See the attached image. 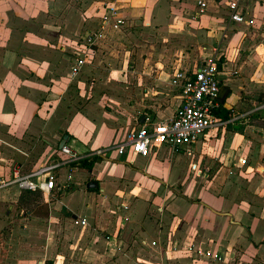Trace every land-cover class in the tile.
Wrapping results in <instances>:
<instances>
[{"label": "crops", "instance_id": "1", "mask_svg": "<svg viewBox=\"0 0 264 264\" xmlns=\"http://www.w3.org/2000/svg\"><path fill=\"white\" fill-rule=\"evenodd\" d=\"M230 1L233 0H208L207 10L197 20L193 19L196 0H189L188 6L182 8L183 11H188V8L192 11L189 14L182 13L181 17L184 18L176 16L167 20L157 11L173 2L176 6H181L179 0L115 1L131 7L130 14L141 12L139 17L141 16L145 25L164 24L170 35L182 31L177 26L183 28L185 24L191 26L198 23L203 26L204 30L201 32L205 33L203 43L200 44L198 39L201 34L198 36L197 33L194 34L195 31L192 32L193 40H197L196 51H183L175 58L166 54H170L179 42L165 43L162 39H155L157 41L153 46L152 56L160 58L164 65L158 63L160 75L148 80L146 93L143 95L148 103L155 95L154 104L150 103L146 112L137 115L136 125L128 127L127 131L150 127L173 116L179 103L177 92L173 90L169 99H165L161 93L169 88L173 72L178 69L192 70L202 59L213 55V49L218 50L219 101L221 106L231 111L230 115L233 114L227 124L219 129L222 134L218 139H215V131L209 132L188 149L186 154L194 152L191 153L189 173L199 169L196 161L201 163L204 157H208L207 161L213 164L216 158L221 164L220 171L223 173L220 176L223 175V179L214 177L209 183L214 188H211V193L195 190L196 185H192L190 177L186 176L188 170L182 167L178 171L159 163L171 150L163 146L152 150L148 157L129 154L122 161V157L112 154L109 159L100 158L91 171L78 165L70 188L67 191L54 190L52 203L40 193L20 191L16 187L0 190V231L11 226L13 232L17 230L19 234H45V227L42 226L44 221H49L48 232L53 235L48 238L44 255H34L39 257L34 264L39 261L43 264L46 261H51L52 264H95L98 261L109 262L107 264H120L118 262L121 261L125 263L127 259L122 253L125 247H129L128 240L132 242L129 259L134 264H199L193 260L197 259L194 250L202 251L199 248L202 241H194L185 248L182 247L176 236L181 220L191 224L194 233L203 231L204 234H210L216 243L212 242L203 251L211 252L212 247H215V253L222 255L224 252V259L230 261L225 262L226 264H264V194H251L255 181L245 179L250 174L255 175L264 185L258 174L264 171V128L251 125L254 121L247 117L251 111L261 107L264 100V0H237L238 12L246 19L253 20V30L252 27L229 20L227 6ZM64 3L67 1L0 0L2 179H8L15 166L27 174L43 164L62 158L59 143L64 135H67L65 145L83 154L121 143L127 133H113L102 122L93 125V117L98 119L106 116L103 111H96L94 107L87 106L84 111H76L71 115L67 113L66 119L62 120L57 114L47 115L46 104L39 105L42 98L49 100L54 96L45 91L63 87L64 80L69 79L68 72L72 63L69 56L54 50V45L66 38L55 27L56 24L61 22L66 27L71 18L70 13L61 12ZM123 12L125 13L124 10ZM99 13L101 15L102 8L98 12L95 9L93 15L97 16ZM222 14L226 16V23L222 20ZM50 27L53 28L52 31H47ZM214 27L223 36L215 34ZM223 48L226 49L225 53ZM162 50L164 54L159 56ZM173 60L174 63L171 64ZM167 62L168 65H165ZM170 64L173 67L169 70ZM85 68L86 66L82 69L83 73L86 72ZM81 86H84L83 82L79 84L80 89ZM66 100L68 106L70 100ZM76 115L82 117L81 121L84 122L81 137L70 129ZM118 122V129L123 130V124L120 123L122 121L118 119ZM138 160H141L140 163H136ZM238 169H241L240 193L235 192L236 185L233 182L234 178L239 179L235 177ZM88 185H95V188H88ZM263 185L260 187L264 192ZM172 186H180L181 191L187 190L194 195L174 194L176 189L169 190ZM82 191L87 193L82 198L85 204L80 205L79 202H74V194ZM38 194L44 198V202L49 203V212L45 211V214L32 213V209L37 207ZM75 219H86L87 226L71 225ZM171 219L176 224L169 234L165 229ZM220 232L227 235L224 242H221L218 235ZM60 233L65 235L66 245L63 242L58 249L54 235ZM20 248L32 249L26 245H21ZM26 254L33 253L27 251ZM150 258L154 260L153 263ZM24 263L32 264L31 261Z\"/></svg>", "mask_w": 264, "mask_h": 264}, {"label": "rangeland", "instance_id": "2", "mask_svg": "<svg viewBox=\"0 0 264 264\" xmlns=\"http://www.w3.org/2000/svg\"><path fill=\"white\" fill-rule=\"evenodd\" d=\"M67 3L63 4L64 8L61 11L62 13H70V19L69 24H66V27L62 25L61 22L59 24H56L55 27H58L59 30L64 33V37H66L64 40L56 43L54 45V50L61 51L62 53L69 56L70 61L72 62V58L74 59V53L78 51L77 47H80L79 41H81V38L84 37L86 34L99 32V26L98 21H100V13L99 15L95 16L93 15V12L95 9H97V12L101 8V4H98L100 2H97L96 0H66ZM109 2H115L116 0H107ZM189 0H179L178 3H181V6H176V3H172L168 6L161 7L158 12L159 15H163L165 20L167 19H173L176 16H180L185 13L189 14L192 11H190V8H188V11H183L182 9L184 6H188ZM120 3V2H115ZM161 4V2H158ZM99 7V8H96ZM130 8L125 4L124 8L119 10V15L123 17L126 21L124 24L122 30L120 31H112V30H106L104 33V36L99 43L94 46L92 50V55L88 60V63L86 64V72L83 73V70L81 74L75 78H67V80H64V86L56 87V89H51L49 91H45V93H51L54 96L50 97L49 100H46V97L41 99V104H46L47 106L45 111L47 115H53L57 114V116L61 117L62 120L66 119L65 115L68 113L71 115L73 112H80L84 111L85 107L90 106L94 107L96 111H103L104 112V118H100L103 116H100L95 114L98 119L94 118L93 125L102 122L103 126L111 128V131L113 133H119V132H126L128 130V127L136 125V117L140 113L147 111V107H150L151 104L153 105V98H155V95L153 98H151L152 101L150 103L147 102L146 98L143 96L146 93V87L147 82L150 80V78L155 79L160 74L157 68L160 62V58L152 56V49L155 45L156 41L155 39H162L161 41L166 42H172V43H178L177 46L175 45L169 55L170 58H175V56L178 53L181 52H191L196 51V42L193 40L191 33L194 32L197 33L198 36L201 37L198 39V42L202 44L203 37L205 36V33L201 30L203 29V26L201 23L198 24H185L183 28L181 26H177L176 28L182 29V31L176 33V34H169V32L165 29L164 24L159 25H145L144 20L139 17V14L141 12H138L136 14H130ZM186 9V8H185ZM125 11V13L123 12ZM44 13L45 11L42 10ZM156 12V13H157ZM122 13V15H121ZM64 15V14H63ZM154 19L156 18V15L153 12ZM99 16V17H98ZM181 18H184L181 17ZM98 21H97V20ZM197 20V19H196ZM222 20L224 23H226V16L222 14ZM172 25V24H171ZM202 28V29H199ZM215 34L221 35L220 31L214 27ZM52 27L47 29V31H52ZM253 30V27H252ZM255 33V31H254ZM203 35V36H202ZM197 37V36H196ZM172 39V40H171ZM78 42V46L75 45V43ZM160 45V43H158ZM161 46V45H160ZM176 47V48H175ZM172 48V47H171ZM96 50V51H95ZM223 53L226 52V49L223 48ZM74 52V53H72ZM95 52V53H94ZM162 56L164 54V50L160 52ZM162 59H165L162 57ZM159 60V61H158ZM174 63V60L171 62V64ZM69 64V63H68ZM67 64V66H69ZM72 64V63H71ZM169 65V70L173 67ZM168 65V62L165 64ZM66 66V64L64 65ZM71 67V65H70ZM69 67V70H70ZM68 69V67H67ZM65 72V68H63ZM168 70V68H166ZM83 73V74H82ZM69 75V72H68ZM140 78V79H139ZM66 79V78H65ZM142 79V80H141ZM170 81V80H169ZM83 82L84 86H81L82 88H79V84ZM51 87V86H50ZM169 88L165 90V92H161L163 94V97L165 99H169V96L173 94V89L171 86H168ZM139 89V90H138ZM162 89V90H163ZM158 90V87L157 89ZM142 97V98H139ZM69 99V105L67 106V100ZM263 105L261 107H258L255 111H251L247 117L251 121V125L261 126L264 128V100L262 101ZM138 106H137V105ZM157 106V104H155ZM70 108H73L72 110L68 111ZM76 112V113H77ZM260 113V114H259ZM233 114V113H232ZM231 114V116H232ZM82 117H79V115L74 118L72 126H70V129L75 131V133L80 134L81 137L83 134V128H84V122L81 121ZM118 119H120L123 124L121 126L124 128L123 130L118 129ZM136 120V121H135ZM68 119L65 121L67 122ZM70 121V120H69ZM138 123V122H137ZM90 127V123L88 124ZM62 127L61 125L59 126ZM128 132V131H127ZM65 133V132H64ZM215 139H218L219 136L222 134V131H217ZM127 134V133H126ZM126 135L121 140H125ZM214 139V140H215ZM71 142V141H70ZM70 144V143H69ZM42 145V143H41ZM103 148V147H101ZM96 150V149H95ZM94 151V150H91ZM174 153V154H172ZM194 152H190V154H186V152L183 151H172L169 150V153L167 154V157H164V159L160 160L159 163L163 164V166H171L175 170L180 171L183 167L184 170H188L186 173L187 177H190V181L192 182V185H196L195 190H201L205 193H211V188L214 189L212 186H210V182L214 180L217 176L223 179V173L221 170V164L218 159H214L215 163H211L207 161V158L204 157L202 162L199 163V161L195 162L199 169L197 171H190L189 173V166H190V160L192 157V154ZM212 155V154H211ZM181 156V157H180ZM207 156V154H205ZM111 158L112 154H107L104 158ZM125 156L122 157V161ZM141 160H138L136 163H140ZM129 163V162H128ZM79 164L75 165L78 167ZM239 172H235L237 178L241 175V169H238ZM246 173V171H245ZM256 173V172H255ZM261 176L262 181H264V171L262 173H258ZM251 175V174H250ZM248 175L245 179H250L252 181H255L254 184L255 187L251 188V194H264L263 188L260 187L261 182H259L258 178L254 177L255 175L250 176ZM216 176V177H215ZM215 177V178H214ZM205 179V180H204ZM242 179V178H241ZM258 179V180H257ZM233 182L235 183V192L240 193L241 190V180L240 178L233 179ZM260 184V185H259ZM238 186V187H237ZM258 186V187H257ZM264 186V185H263ZM239 190H236V189ZM176 189L174 194H186L187 196H192L194 194L190 193L189 191H181V187L175 186V187H169V190ZM192 189V188H191ZM193 192V189L191 190ZM234 191V190H233ZM87 193L86 191L76 192L74 195V202H79L80 205L85 204V200H83L84 194ZM93 193V192H90ZM96 192H94L95 194ZM41 194V193H40ZM50 200V203L54 202L53 197H48ZM44 198L38 194V197H36V208L32 209V213H41L45 214L49 212V203L43 201ZM48 223L49 221H44L45 227V234L42 233H33L32 235H27L25 233H18L17 230H14L10 226L9 228H4L0 231V264H25V261H31L32 264H34V261L38 259L40 255H44V248H46L48 243V238L52 237L53 233L48 232ZM71 223V222H70ZM47 224V226H46ZM176 223L173 222V220H170V224L168 223L166 226L165 231L171 233V229L175 226ZM71 225H73L71 223ZM76 227V226H75ZM194 228L191 224L184 222L181 220L178 223L177 229H176V236L178 238V241L181 243L182 247L188 246L190 243L194 241H202V246L199 247L200 249L207 246H210L212 242L216 243L214 239L210 237V234H204L197 233L193 231ZM64 233V231H63ZM167 234V233H166ZM221 238V242H224L223 239L227 236L226 233L220 232L218 233ZM73 236V235H72ZM55 243L58 246V249L62 247L61 244L64 242L65 244V235H62L61 233L58 235H54ZM61 240V241H60ZM62 242V243H61ZM129 247H132V242L130 240L127 241ZM184 243V244H182ZM21 245H26V247H31L32 249H26L22 250L20 248ZM126 248L124 252L122 253V256H125L127 260L126 262H118L120 264H134L130 259V248ZM64 250V249H63ZM62 250V251H63ZM33 253L32 255L26 254V252ZM216 251L215 247H212L211 254H214ZM36 252V253H35ZM218 254V253H217ZM224 252L221 257L220 262H214L212 260H207L202 257H198L197 259L193 260L199 264H226L230 263L229 259H224L223 256ZM38 255V256H34ZM127 255V256H126ZM227 256V255H226ZM27 258V260H26ZM124 258V257H123ZM226 258V257H225ZM118 259V257L116 258ZM151 259V262L153 263V259ZM115 260V258L113 259ZM211 261V262H210ZM109 262H101L98 261L95 264H107Z\"/></svg>", "mask_w": 264, "mask_h": 264}, {"label": "built area", "instance_id": "3", "mask_svg": "<svg viewBox=\"0 0 264 264\" xmlns=\"http://www.w3.org/2000/svg\"><path fill=\"white\" fill-rule=\"evenodd\" d=\"M208 0H196V12L193 19L204 15ZM102 13L100 15L99 32L86 34L81 38L80 47L74 53L69 78L79 76L92 55V48L102 40L106 30H122L125 19L115 9V2H100ZM229 20L239 25L252 27L254 22L246 19L238 12V1L228 3ZM78 46V42L75 43ZM213 55L200 61L192 70H175L170 78V86L179 96V103L173 116L162 123L150 127L132 128L125 140L113 146L98 148L79 154L67 145L59 148L62 158L43 164L35 170L24 174L18 166L12 168L8 179L0 178V190L16 187L20 191L41 193L46 197L53 195L54 190L67 191L73 181L75 165L83 159L92 157L104 158L113 154L120 158L126 155L148 157L154 149L163 146L174 151H188L209 132H216L224 127L228 121H222L216 116L220 107L218 62L220 55L213 49ZM72 224L76 227L87 226L86 219H75ZM196 258L202 257L220 262L219 254L210 251L194 250Z\"/></svg>", "mask_w": 264, "mask_h": 264}, {"label": "trees", "instance_id": "4", "mask_svg": "<svg viewBox=\"0 0 264 264\" xmlns=\"http://www.w3.org/2000/svg\"><path fill=\"white\" fill-rule=\"evenodd\" d=\"M219 68V65H218ZM228 95V93H227ZM230 110H226L223 106L220 105L219 109L216 111V116H218L222 121H228L230 120ZM101 159L99 157H92L89 159H83L79 162V165L86 169L91 171L93 165L97 162H99ZM45 264H52L51 261H46Z\"/></svg>", "mask_w": 264, "mask_h": 264}, {"label": "water", "instance_id": "5", "mask_svg": "<svg viewBox=\"0 0 264 264\" xmlns=\"http://www.w3.org/2000/svg\"><path fill=\"white\" fill-rule=\"evenodd\" d=\"M97 2H105V0H96ZM124 4L122 3H116L115 9L116 10H122L124 8ZM143 122V120H142ZM67 135H64L63 139L59 143V148H62L66 143ZM88 188H95V185H88ZM37 264H43L41 261H39Z\"/></svg>", "mask_w": 264, "mask_h": 264}]
</instances>
